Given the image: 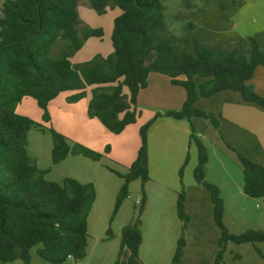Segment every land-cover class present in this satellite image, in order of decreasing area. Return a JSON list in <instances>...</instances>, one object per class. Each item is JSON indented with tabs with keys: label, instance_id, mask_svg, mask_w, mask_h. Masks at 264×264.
Here are the masks:
<instances>
[{
	"label": "trees",
	"instance_id": "obj_1",
	"mask_svg": "<svg viewBox=\"0 0 264 264\" xmlns=\"http://www.w3.org/2000/svg\"><path fill=\"white\" fill-rule=\"evenodd\" d=\"M87 1L99 16L116 9L120 14L113 21L112 52L75 66L71 59L85 43L104 35L101 28L83 24L79 0H4L0 16V264L16 260L31 264L34 249L40 259L50 264L84 259L88 219L96 199L92 183L70 177L55 182L47 177L50 169L38 167L28 151L29 132L42 127L17 113L23 99H34L43 112V120L48 122V105L57 96L74 91L68 99L73 103L83 99L87 89L92 88L89 117L99 119L109 132L118 135L140 117L137 97L147 87L151 73L166 75L173 85L185 89L186 100L180 110L159 112L140 128L137 157L124 172L107 166L123 180L112 217L129 197L130 184L140 180L142 185L135 215L121 231L115 264H143L139 257L143 240L141 216L146 203L144 186L150 179L148 132L152 124L164 117L188 121L203 118L219 128L218 116L199 109L196 103L224 90L239 92L245 101L264 108V97L247 85L255 69L264 67V44L256 37L249 38V48L243 52L223 50L197 39L190 52L169 34L163 0ZM196 77L203 81L197 83ZM190 128V142L198 154L193 177L211 195L213 217L221 231L215 264H222L229 244L256 246L264 242V228L233 234L226 227L221 191L206 180L207 148L192 123ZM46 129L53 143L52 165L68 156L101 161L110 152V147L105 153L97 152L52 128ZM237 155L243 169L245 195L264 199V166L239 152ZM185 201L182 188L177 199L182 233L172 264H181L186 246L189 215ZM256 251L260 254L257 248Z\"/></svg>",
	"mask_w": 264,
	"mask_h": 264
},
{
	"label": "crops",
	"instance_id": "obj_2",
	"mask_svg": "<svg viewBox=\"0 0 264 264\" xmlns=\"http://www.w3.org/2000/svg\"><path fill=\"white\" fill-rule=\"evenodd\" d=\"M195 80L197 83L203 81L200 77ZM247 85L264 97L263 66L255 69ZM91 89L88 88L86 96L74 104L67 102L74 93L63 92L49 103L48 109L56 112L57 107L62 112L57 115L62 134H69L75 142L98 152L103 153L106 147H110L107 157L101 161H92L83 156H68L61 163L52 165L53 143L50 133L49 136L37 133L36 155H32L40 169H50L48 179L61 182L70 177L81 183H92L96 190V199L88 219L86 256L79 261L69 259L64 264H115L121 243V231L135 215L142 185L140 180L130 184L129 197L112 217L123 180L110 172L107 166L124 172L137 157L141 145L139 127L159 112L180 110L186 100L183 87L173 85L166 75L151 73L147 79V87L137 97L140 117L135 125L127 126L121 134L116 135L109 132L99 119L89 117ZM28 98L23 101H29ZM196 106L217 115L219 128L203 118H192L188 121L164 117L154 122L149 129L150 179L144 186L146 203L141 216L143 240L139 251L143 264H172L182 233V221L177 213V199L182 188L186 193L185 209L189 215V223L181 264H215L221 231L213 217L209 191L198 185L193 177L198 154L196 147L190 142L191 123L207 148L206 180L218 186L221 191L225 204L226 227L233 234L264 228V225L261 228L238 217L244 214L246 199L262 203L263 199L246 196L244 183L240 185L236 177L238 171L243 174L237 152L264 166V108L245 101L239 92L231 90L201 99ZM39 110L43 115L42 110ZM187 157L188 162L185 164ZM112 237L114 240L111 241ZM251 249L264 256V242L257 243L256 246L229 244L222 264L242 261L243 252L250 254ZM31 264L42 263L37 259L34 261L32 254Z\"/></svg>",
	"mask_w": 264,
	"mask_h": 264
},
{
	"label": "rangeland",
	"instance_id": "obj_3",
	"mask_svg": "<svg viewBox=\"0 0 264 264\" xmlns=\"http://www.w3.org/2000/svg\"><path fill=\"white\" fill-rule=\"evenodd\" d=\"M163 3L166 8L165 16L168 32L173 40L186 51H192L193 42L196 39L206 45L217 46L223 50L235 49L240 52L249 48L250 37H256L261 44H264V0H189L188 2L186 0H163ZM3 5L4 0H0V16L2 15ZM78 12L85 26L101 28L104 35L102 39L92 38L85 43L84 47L71 59L75 66L88 62L96 55L107 56L112 52L111 33L113 21L120 13L116 9L109 10L105 15L99 16L90 7L87 0H79ZM72 93L75 94L76 92L67 91L63 94ZM68 99V103H75L69 102ZM28 100L22 101L17 106V113L31 118L43 129L34 127L30 131L28 151L30 150L29 153L32 156L36 155L37 133L49 136V131L46 128H52L61 133L60 119L57 115L62 112L57 107H55L56 112H50L48 109L50 120L48 122L44 121L36 102L32 98H28ZM143 125L139 127L138 135H140V128ZM63 135L75 142L69 134ZM237 174L236 177H238L241 185L244 183L243 174L239 171ZM131 195L132 197L135 196L133 193ZM246 200L244 214L238 217L262 228L264 225V204L260 201ZM112 240H114V237H112ZM251 250L250 254L247 251L243 252L242 261L237 260L235 264H264V256L261 255L263 256L261 257L253 249ZM35 252L34 249L32 253L34 261L37 259L42 264H50L40 259ZM8 264H23V262L16 260Z\"/></svg>",
	"mask_w": 264,
	"mask_h": 264
},
{
	"label": "water",
	"instance_id": "obj_4",
	"mask_svg": "<svg viewBox=\"0 0 264 264\" xmlns=\"http://www.w3.org/2000/svg\"><path fill=\"white\" fill-rule=\"evenodd\" d=\"M263 203H264V199H263Z\"/></svg>",
	"mask_w": 264,
	"mask_h": 264
}]
</instances>
